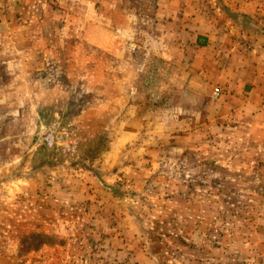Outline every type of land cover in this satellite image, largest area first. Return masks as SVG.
Instances as JSON below:
<instances>
[{
	"label": "rangeland",
	"instance_id": "1",
	"mask_svg": "<svg viewBox=\"0 0 264 264\" xmlns=\"http://www.w3.org/2000/svg\"><path fill=\"white\" fill-rule=\"evenodd\" d=\"M121 1L0 0V264H264V135L239 100L264 80V0H221L228 76L205 52L163 78L113 34Z\"/></svg>",
	"mask_w": 264,
	"mask_h": 264
},
{
	"label": "crops",
	"instance_id": "2",
	"mask_svg": "<svg viewBox=\"0 0 264 264\" xmlns=\"http://www.w3.org/2000/svg\"><path fill=\"white\" fill-rule=\"evenodd\" d=\"M212 9L213 17L210 13ZM220 9L226 12L221 0H123L113 7V34L125 41V48L133 49L136 55L144 58L138 61L143 62L147 72H159L161 78L167 71V57H179L181 73H185L188 66H196L194 61L189 62L192 53L198 55L205 52L225 59L222 73L228 76V71L232 72L244 56L234 46V35H224L223 31L230 21L227 14L220 13ZM101 23L104 24V21ZM100 28L105 30L102 25ZM155 56L165 60L158 68L152 64ZM230 79L224 82L230 88L225 94L226 100L232 98V88L237 86L235 80ZM247 82L241 85L244 92L239 97L245 109L242 119L251 124L259 122L264 135V80Z\"/></svg>",
	"mask_w": 264,
	"mask_h": 264
}]
</instances>
